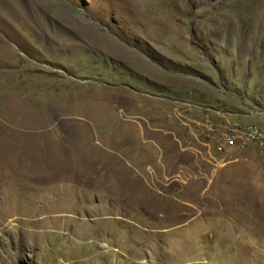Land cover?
<instances>
[{"label": "rangeland", "instance_id": "obj_1", "mask_svg": "<svg viewBox=\"0 0 264 264\" xmlns=\"http://www.w3.org/2000/svg\"><path fill=\"white\" fill-rule=\"evenodd\" d=\"M0 264H264V0H0Z\"/></svg>", "mask_w": 264, "mask_h": 264}]
</instances>
